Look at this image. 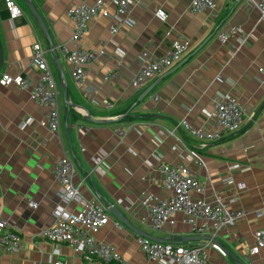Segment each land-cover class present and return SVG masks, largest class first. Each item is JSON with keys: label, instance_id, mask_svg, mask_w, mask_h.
Masks as SVG:
<instances>
[{"label": "crops", "instance_id": "0c3cea01", "mask_svg": "<svg viewBox=\"0 0 264 264\" xmlns=\"http://www.w3.org/2000/svg\"><path fill=\"white\" fill-rule=\"evenodd\" d=\"M14 1L22 15L11 21L5 0H0V74L34 76L29 67L32 45L41 42L48 47L47 41L24 0ZM94 1L32 0L53 44L67 42L70 48L74 47L70 41L74 24L67 9L73 4ZM135 1L130 12L133 24L123 26L115 34L109 31L107 17L98 16L88 22L81 44L93 50L104 46V54L88 65L80 88L73 82L71 66L56 51L67 83V100L74 104L68 112L64 103L60 106L58 134L34 124L21 128L28 118L40 119L43 108L30 100L27 92L13 85L0 86V216L14 221L22 240L18 253L8 256L0 252V264H48L57 257L67 264H86L62 244L60 255H53V244L39 235L41 229L52 224V211L59 202L50 166L64 151L74 164V183L84 179L79 187L83 197L116 205L142 230L145 229L140 220L145 212L139 203L141 192L160 198L169 195L155 169L159 161L186 164L203 183L206 198L212 197V190L223 197L236 191L234 185L221 184V178L230 174L229 167L236 164L237 168L231 171L234 183H241L243 189L233 207L245 209L247 214L234 226L220 231L216 238L230 254L224 251L221 255L209 249L208 264H264V254L249 251L254 231L264 227V217L253 212L264 199V82L258 72L259 67L264 68V21H259L258 11L246 0H216L213 11L198 13L189 11L191 0ZM106 3L112 12L110 0ZM156 6L166 12L165 22L154 16ZM235 25L250 36L241 45L238 36L221 42L218 32ZM180 36L188 45L181 60L139 89H133L130 82L138 68V55L147 51L160 57ZM49 65L60 90V75L50 55ZM225 92L235 95L244 109L241 129L215 142L196 143L178 125L180 120L213 130V98ZM154 96H158L157 101ZM103 101L112 107L105 108ZM127 112L128 117L107 124L85 118L116 120ZM130 123L134 127L119 138L114 129ZM160 130H173L181 139L180 144L196 148L205 167L188 158L182 152L183 146L173 136L160 134ZM174 145L176 150L172 149ZM100 149L107 152L104 174L91 172L92 158ZM65 207L74 211L78 204L71 202ZM110 215L111 221L96 234L99 241L116 246L122 257L121 262L110 264H158L142 256L136 234L121 223L116 225L117 219ZM153 234L174 243L177 236L191 235L179 222Z\"/></svg>", "mask_w": 264, "mask_h": 264}, {"label": "built area", "instance_id": "2783aa9c", "mask_svg": "<svg viewBox=\"0 0 264 264\" xmlns=\"http://www.w3.org/2000/svg\"><path fill=\"white\" fill-rule=\"evenodd\" d=\"M246 1L251 8L258 11L259 21H264V0ZM135 2V0H110L114 7L112 12L107 9L106 0H95L92 3L80 2L67 9L66 14L74 24L70 37L74 47L70 48L67 42H63L55 47V51L71 66V77L77 88H80L85 81L88 65L104 54V46L93 50L81 44L84 34L88 31V22L98 16L107 17L110 21L109 31L115 34L123 26L133 24L130 12ZM215 6L216 0H191L188 9L191 13H198L205 10L213 11ZM5 7L11 21L22 15V10L14 0H5ZM153 14L161 22L167 19L166 12L159 6L153 9ZM217 36L223 43L231 37L238 36L241 45L250 33L243 32L239 25H235L219 31ZM49 51L48 47L41 42H35L29 59V67L34 72V76L30 74L10 76L1 73L0 86L13 85L27 92L30 100L43 108L40 119L28 118L21 124V128L34 124L46 128L53 134H58L61 120L60 90L49 65ZM187 51L186 40L180 36L160 57L155 58L147 51L141 52L137 57L138 68L131 79V87L135 90L139 89L147 81L179 62ZM258 72L261 81L264 82V68L259 67ZM153 100L157 101L158 96H154ZM103 105L107 109L112 107V104L107 101H103ZM244 117L245 112L238 98L231 92H225L213 98V109L210 115L213 130L193 127L186 119H181L178 125L193 137L196 143L205 145L218 141L223 135H234L239 132ZM133 127L134 124L130 123L127 126L116 127L114 132L119 138H123ZM165 133L173 136L179 144L182 143L173 130H160V134ZM180 145L183 146L182 152L187 154L188 158L193 159L198 166L205 167L203 158L196 148ZM176 148L175 145L172 147L174 150ZM106 155L107 152L100 149L93 156L94 165L91 172L104 174L103 161ZM235 168H237L236 164L229 167L230 174L221 178V184L223 187L234 185L236 191L223 197L212 190V197L206 198L203 183L186 164L159 161L155 169L160 173L162 186L169 191V195L160 198L150 192H141L139 203L145 212V216L140 220L142 227L153 234L165 226H173L179 222L187 227L191 235L208 236L210 239L198 243H174L158 242L136 235L135 239L142 256L147 261L158 264H208L209 249L217 250L224 255V251L212 239H216L220 231L243 220L247 214L245 209L233 207L239 191L243 189L241 183H234L231 171ZM50 174L57 184L56 194L59 202L52 211V224L41 229L39 235L53 244V255H60L59 246L62 244L86 264L121 262L122 257L116 246L96 238L99 230L111 221L110 206L83 197L79 187L84 179L78 184L74 183L75 168L66 151L52 162ZM71 202L78 204V208L74 211H69L65 207ZM31 205L34 204L31 203ZM253 212L257 217H264V199L261 206ZM114 223L119 224L117 220H114ZM21 249L22 240L14 221L0 216V252L10 256ZM249 251L251 254H264V227L254 231L253 245ZM48 264L67 263L57 257Z\"/></svg>", "mask_w": 264, "mask_h": 264}, {"label": "water", "instance_id": "95a60500", "mask_svg": "<svg viewBox=\"0 0 264 264\" xmlns=\"http://www.w3.org/2000/svg\"><path fill=\"white\" fill-rule=\"evenodd\" d=\"M24 3L27 6V8L29 9L33 19L36 20L37 24L39 25L44 37L46 38L48 49L50 50L49 55L51 56V61H52L53 65H55V67L57 68L59 75H60V79H61L60 80V90H61V94H62V100H63V103L65 104L67 112H68L69 107L73 106L74 104L70 103L67 100V83L65 81V76H64V74L61 70V67L59 65L58 57L55 54L56 53V51H55L56 46L53 44L51 37L49 35V32H48L47 26L45 25V22L42 19V17L37 12L32 0H24ZM150 89H151V87L148 88L147 90H145V92L138 98L137 101H140L150 91ZM75 105H78V104H75ZM78 106L83 107L82 105H78ZM133 107H134V105H132L130 109H132ZM127 115H128V112L123 114L122 116H120V118H118L116 120H95L89 116H86L85 118H86V120L93 122V123L107 124V123H112V122H118V121L124 119ZM66 119H67V115H66ZM109 212L113 215V217H115L117 219V221L119 223L126 226L128 229H130L136 235L146 237V238H149L151 240L158 241V242H168V240L164 237L153 235V234H151L145 230H142L141 228H138L135 224H133L124 215V213L121 211V209H119L116 205L111 204L109 207ZM209 239L210 238L208 236L184 235V236H177V243H184L187 241H195V240H209ZM212 241L215 242L217 245H219L223 251L230 254V252L221 244V242L219 240L212 239ZM239 264H242V263L239 262Z\"/></svg>", "mask_w": 264, "mask_h": 264}, {"label": "rangeland", "instance_id": "374dc122", "mask_svg": "<svg viewBox=\"0 0 264 264\" xmlns=\"http://www.w3.org/2000/svg\"><path fill=\"white\" fill-rule=\"evenodd\" d=\"M52 68V67H51ZM52 71V75H53V78H54V80L57 82V80L55 79V77H54V74H53V69H51ZM58 84V83H57ZM59 102H60V106L63 104V101H62V96H61V94L59 95ZM64 105V104H63ZM60 115H61V109H60Z\"/></svg>", "mask_w": 264, "mask_h": 264}, {"label": "trees", "instance_id": "16d2710c", "mask_svg": "<svg viewBox=\"0 0 264 264\" xmlns=\"http://www.w3.org/2000/svg\"><path fill=\"white\" fill-rule=\"evenodd\" d=\"M128 117V116H127ZM112 263V262H111ZM108 264H110V263H108Z\"/></svg>", "mask_w": 264, "mask_h": 264}]
</instances>
